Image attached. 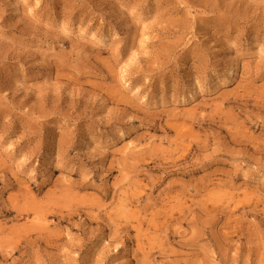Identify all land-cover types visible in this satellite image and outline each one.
Segmentation results:
<instances>
[{"label": "rangeland", "instance_id": "obj_1", "mask_svg": "<svg viewBox=\"0 0 264 264\" xmlns=\"http://www.w3.org/2000/svg\"><path fill=\"white\" fill-rule=\"evenodd\" d=\"M0 264H264V0H0Z\"/></svg>", "mask_w": 264, "mask_h": 264}]
</instances>
